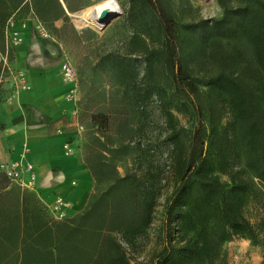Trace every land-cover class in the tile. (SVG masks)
Masks as SVG:
<instances>
[{
  "label": "trees",
  "instance_id": "1",
  "mask_svg": "<svg viewBox=\"0 0 264 264\" xmlns=\"http://www.w3.org/2000/svg\"><path fill=\"white\" fill-rule=\"evenodd\" d=\"M217 1L218 17L184 25L199 54L207 49L211 68L198 76L181 52L169 2L129 0L126 20L143 42L142 70L133 73L119 59L112 79L121 86V100L137 112L155 102L169 118L165 165L174 176L162 202L164 244L139 264H225L221 247L233 237L264 245L257 241L259 225L243 212L251 181L237 169L246 168L264 190V0H237L234 6ZM174 104L194 118L190 128L176 126ZM219 109L229 116L223 123ZM107 117L93 114L91 120L104 126ZM135 143L152 150L149 141ZM9 183L0 172V264H133L109 232L132 236L151 222L153 194L136 170L116 174L82 211L60 220L31 196L5 190Z\"/></svg>",
  "mask_w": 264,
  "mask_h": 264
},
{
  "label": "rangeland",
  "instance_id": "2",
  "mask_svg": "<svg viewBox=\"0 0 264 264\" xmlns=\"http://www.w3.org/2000/svg\"><path fill=\"white\" fill-rule=\"evenodd\" d=\"M167 1L179 24L181 52L188 59V67L192 73L206 76L211 68L207 63L206 46L203 48L204 55L199 54L196 46L191 42V34L185 30L184 25L203 18L218 17L222 7L217 0ZM101 3H106L110 7L109 14L118 12L119 14L102 29L83 21L78 22L75 18V24L85 28L86 31L82 40L70 39L72 54L71 57L69 54L68 60L77 74L79 90L77 120L83 129L82 154L83 156L86 154L87 165H93L98 173L93 195L107 190L117 172L122 175L132 170L144 176L148 189L153 194L155 206L151 222L147 227L141 228V232L132 236L122 232L121 229L109 232V237L115 238L111 240L121 245L120 249L128 260L133 264H139L149 261L164 244L162 202L174 180V176L165 165L169 162L170 144L166 136L170 133V120L155 102L147 103L140 113L127 99L121 100L122 89L112 79L114 72L112 67L120 59L129 64L133 73L140 72L142 55L139 50L143 48V42L140 37L132 35L131 25L126 20L129 0H100L91 4L95 5L87 13ZM224 3L234 6L237 0H224ZM245 60L246 58L242 61ZM1 74L0 69V77ZM3 82L2 80L1 83ZM127 94L130 95V91ZM170 110L173 120H177V127L190 128L193 117L188 118L177 104H174ZM218 111L220 112V109ZM101 113L108 114L107 120L103 122L104 126L99 123L95 127L96 123L91 120V116ZM228 119V114L221 111L222 123ZM180 137L182 138L181 133ZM138 138L142 139V142L149 141L148 144L152 150H140L141 148L135 143ZM237 169L241 175L251 181V191L243 206V212L252 222L259 225L257 241L264 242V190L259 187L257 180L246 168L238 166ZM216 174L222 181L230 182L227 174L222 172H216ZM239 238L233 237L222 244L225 264H249L247 256L240 254L237 246L229 244ZM108 252L112 253L110 248Z\"/></svg>",
  "mask_w": 264,
  "mask_h": 264
},
{
  "label": "crops",
  "instance_id": "3",
  "mask_svg": "<svg viewBox=\"0 0 264 264\" xmlns=\"http://www.w3.org/2000/svg\"><path fill=\"white\" fill-rule=\"evenodd\" d=\"M97 1L0 0V59L7 50L5 25L13 16L11 29L21 42L9 48L8 54L29 82L28 89L13 92L10 82L0 81V163H18L25 180L29 178L26 164H32L35 174L32 189L10 182L5 190L31 196L53 219L49 207L57 197L68 203L67 217L82 211L94 192L96 178L86 163V154H82L83 129L77 120L78 83L71 96L74 85L62 79L60 65L69 54L71 57L70 39L84 38L85 28L74 19L86 14ZM37 23L48 37L39 33ZM65 143L71 145L70 153L63 148ZM229 244L237 246L249 264H264V246L245 237Z\"/></svg>",
  "mask_w": 264,
  "mask_h": 264
},
{
  "label": "built area",
  "instance_id": "4",
  "mask_svg": "<svg viewBox=\"0 0 264 264\" xmlns=\"http://www.w3.org/2000/svg\"><path fill=\"white\" fill-rule=\"evenodd\" d=\"M14 23L13 16H10L5 25V37H6V46L7 50L5 54L0 59L1 64V77L0 81H8L10 82V89L13 92H17L20 90H26L29 88V82L26 78L25 73L20 69L14 66L11 62L8 49L17 43L21 42V38L18 33L12 30V26ZM25 26L24 22L21 24ZM36 29L43 37H48V33L44 30L43 26L40 23L36 24ZM60 75L62 79L66 82H70L74 87L70 90V95L72 96L75 92L76 88V73L73 65L68 59H65L60 65ZM60 133V129L57 130ZM63 148L67 153H70L72 147L69 143H65ZM26 170L29 172V178L25 180L21 175L20 165L18 163L11 162H1L0 163V172H2L10 182L17 184L21 188L32 189L35 174L33 172L32 164H26ZM50 210L54 214V218L62 219L66 217V211L68 208V203L60 197H57L54 202L50 205Z\"/></svg>",
  "mask_w": 264,
  "mask_h": 264
},
{
  "label": "bare ground",
  "instance_id": "5",
  "mask_svg": "<svg viewBox=\"0 0 264 264\" xmlns=\"http://www.w3.org/2000/svg\"><path fill=\"white\" fill-rule=\"evenodd\" d=\"M103 11H107L108 13L111 12L110 7L106 3H101L96 6L93 10H91L89 13L83 14L81 17L77 16L78 22H86L88 24H92L94 26L101 27L103 25V20L100 18ZM114 14V13H113ZM76 21V22H77Z\"/></svg>",
  "mask_w": 264,
  "mask_h": 264
},
{
  "label": "water",
  "instance_id": "6",
  "mask_svg": "<svg viewBox=\"0 0 264 264\" xmlns=\"http://www.w3.org/2000/svg\"><path fill=\"white\" fill-rule=\"evenodd\" d=\"M118 13L109 14L107 11H103L100 18L103 20V25L99 27L100 29L104 28Z\"/></svg>",
  "mask_w": 264,
  "mask_h": 264
}]
</instances>
